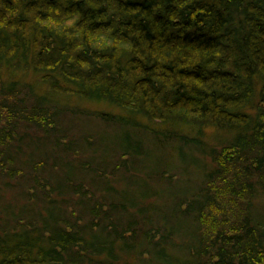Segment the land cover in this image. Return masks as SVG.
I'll list each match as a JSON object with an SVG mask.
<instances>
[{
	"label": "trees",
	"instance_id": "obj_1",
	"mask_svg": "<svg viewBox=\"0 0 264 264\" xmlns=\"http://www.w3.org/2000/svg\"><path fill=\"white\" fill-rule=\"evenodd\" d=\"M0 264H264V0H0Z\"/></svg>",
	"mask_w": 264,
	"mask_h": 264
},
{
	"label": "rangeland",
	"instance_id": "obj_2",
	"mask_svg": "<svg viewBox=\"0 0 264 264\" xmlns=\"http://www.w3.org/2000/svg\"><path fill=\"white\" fill-rule=\"evenodd\" d=\"M31 74L30 77H28V79H26V82H30V83H33L32 85L36 86V89L37 91L41 92V93H44V92H48L47 89H44L46 88V85L45 84H42V85H39L37 83V81L39 79H32L30 81H28L30 78H32V74L35 75V71L33 70H30L29 72ZM20 78V76H19ZM23 79V78H22ZM36 84V85H35ZM70 105H79L80 107H82L83 109L85 110H90L92 112H96L98 110H103V111H106V112H111V113H118V110H116L114 107H111L105 103H99V104H90V103H82V102H79L78 100L76 99H71L68 101ZM141 119V118H140ZM141 122L144 123V124H148L151 128L153 129H157V130H162V131H168L170 129H172L171 125L170 124H167V125H161L159 124L158 122L155 123H150V121L146 120V119H141ZM112 141H114V139H112ZM170 154L172 152H169ZM175 161V160H174Z\"/></svg>",
	"mask_w": 264,
	"mask_h": 264
},
{
	"label": "bare ground",
	"instance_id": "obj_3",
	"mask_svg": "<svg viewBox=\"0 0 264 264\" xmlns=\"http://www.w3.org/2000/svg\"><path fill=\"white\" fill-rule=\"evenodd\" d=\"M120 144H121V141H120L119 139L110 142V144H109V151L112 152V153L119 151V150H120V146H121ZM168 164H169L170 166H171V165H172V166H173V165H174V166H177V169L179 168V167H178V163H177L176 161L169 162ZM174 171H175V169H174ZM170 173H172V170H171Z\"/></svg>",
	"mask_w": 264,
	"mask_h": 264
}]
</instances>
